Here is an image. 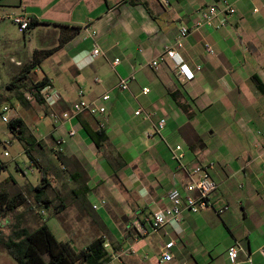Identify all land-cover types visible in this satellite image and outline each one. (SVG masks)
<instances>
[{
	"label": "crops",
	"instance_id": "obj_1",
	"mask_svg": "<svg viewBox=\"0 0 264 264\" xmlns=\"http://www.w3.org/2000/svg\"><path fill=\"white\" fill-rule=\"evenodd\" d=\"M226 1L235 13L225 18L224 27L190 32L177 49L194 74L187 81L171 60L165 59L156 68L151 63L174 43L180 28L191 27L197 12L217 0H0V40L6 42V57L20 68L12 78H19L23 89L45 79L54 94L41 105L31 98L27 108L33 109L34 103L49 117L71 112L78 90L88 101L109 96L102 117L81 113L63 123L51 121L45 134H27L29 145L24 151L29 152V168L38 170L40 181L45 182L42 210L46 216L52 211L58 220L65 212L78 215L70 221L79 226L60 241L71 246L81 243L82 250L104 237L112 247L109 264L119 253L121 264H164L158 256L155 261L149 256L155 250L159 255L169 241L174 242L170 264H230L227 250L238 243L243 251L237 264H264V255L260 256L264 248V197L260 194L264 142L248 151L246 143H250L241 126L254 123L264 128V0ZM17 15L27 16L34 24L21 33L23 45L15 48L6 23H12L9 16ZM60 40H66L61 47ZM96 48L100 55L93 57ZM51 50V55L44 54ZM116 59L119 63L114 66ZM31 64L37 65L26 73ZM123 79L127 90L118 88ZM143 88L149 90L146 95L141 93ZM27 97L25 90L19 95ZM139 108L155 119H166L161 138L149 122L134 116ZM208 110L224 127L225 144L241 146L243 151L233 160L214 161L212 176L217 187L208 197V209L198 214L185 211L179 225L136 240L133 221L169 206L167 193L181 191L188 181L184 171L175 170L166 144L181 145L187 164L212 161L205 158L204 132L197 129L208 124L204 120ZM12 118L20 119L24 130L28 128L20 117ZM233 118H238L236 123ZM99 121L105 124L103 129L98 128ZM71 127L76 133L67 137ZM59 137L66 140L61 153L56 152ZM40 181L24 184L37 202L39 193L33 189ZM2 183L23 185L11 177ZM99 210L109 216L97 214ZM241 215L253 223V231L244 237L235 233ZM106 222L112 223L110 227Z\"/></svg>",
	"mask_w": 264,
	"mask_h": 264
},
{
	"label": "built area",
	"instance_id": "obj_2",
	"mask_svg": "<svg viewBox=\"0 0 264 264\" xmlns=\"http://www.w3.org/2000/svg\"><path fill=\"white\" fill-rule=\"evenodd\" d=\"M235 13L234 8L226 0H217L213 5L208 6L204 10L197 12V17L191 27H182L178 31V35L175 38L174 43L167 47L152 63V68H156L159 63L165 61V59L171 60L177 67L178 74L183 76L187 81L194 79V74L186 68L183 60L177 54V49L183 47V42L190 34V32L197 31L200 28H212L218 30L225 26V18L232 16ZM11 22L17 27L19 33H24L30 27L31 20L25 15L9 16ZM216 22V23H215ZM95 33L92 32V35ZM205 50L210 55L213 54V50L206 45ZM100 55V51L96 48L92 51V56L97 57ZM119 61L116 59L113 65H117ZM199 70V68H197ZM95 83H98V79L95 78ZM118 88L120 90H127V80L123 79L119 82ZM149 92L147 88H143L141 93L146 95ZM43 100H50L54 98V94L50 86H46L41 92ZM27 100L30 98L27 97ZM109 101L107 94L102 95L100 98L88 101L85 100L84 92L82 90L77 91V101L72 105L71 112H62L60 114L54 113L50 116L53 123H63L69 121L71 118L81 114L87 113L92 117H102L106 112L105 103ZM10 108L4 106L1 110L0 117L3 123H8L11 118L9 117ZM134 116L142 117L145 122H149L153 127L154 134L160 138L166 125L165 118H156L154 114L145 112L141 108L134 112ZM98 128L103 129L105 124L101 121L98 123ZM76 131L71 127L68 129L66 136L73 137ZM264 137V134H262ZM66 140L65 137H59L56 140V152L61 153ZM171 160L175 164V170L184 171L187 177V183L180 191L174 189L167 193L166 199L169 206L163 210H159L150 215H144L136 218L133 221V230L136 235V240L145 236L156 234L162 231L168 225H179L182 222V215L186 211L190 214H198L199 212L208 209L210 207L209 195L216 190L217 184L213 179V171L215 164L213 162H206L204 164L191 165L185 162V152L181 145L166 144ZM3 156H8L7 152H4ZM264 172V166H263ZM260 194L264 197V187L261 189ZM101 204H105L104 201ZM93 210H96V206H92ZM227 209V208H226ZM225 209V210H226ZM221 212V211H219ZM174 246L173 241L167 242L159 252V263H168L173 259L171 249ZM104 250L112 254V247L109 242L104 238L103 244ZM243 249L240 244L235 243L234 246L227 250V257L230 264H237L238 255ZM133 254V250H129ZM260 253L264 255V248L260 249ZM121 254V253H119ZM119 258V257H117ZM247 262L250 263V258L247 257Z\"/></svg>",
	"mask_w": 264,
	"mask_h": 264
},
{
	"label": "rangeland",
	"instance_id": "obj_3",
	"mask_svg": "<svg viewBox=\"0 0 264 264\" xmlns=\"http://www.w3.org/2000/svg\"><path fill=\"white\" fill-rule=\"evenodd\" d=\"M8 20V19H6ZM10 26V34L15 40V48H17L18 45H23V35L18 32V29L15 25L7 21V23ZM28 35L26 33L25 40H28ZM5 43L3 40H0V113L4 106L11 109L9 112V117L11 118L12 115L20 117L27 125V129L24 131V137L27 138V134L31 132L36 131L40 134H45L51 129V119L49 117H45L43 112L40 110V108L33 103V109L24 107L20 101H19V95H22L24 93V89L22 88L19 82H15L12 78L13 75L20 72L19 67H15L14 61H10L8 57H6L5 52ZM10 55V54H9ZM13 57V56H12ZM11 57V58H12ZM17 60V58H14ZM38 76H41V71L38 72ZM16 84V87L9 86V84ZM217 106H214V112H216ZM39 108V109H38ZM212 111L208 110L205 112L204 120L208 124L203 128L201 126H198V130H203L204 137L202 138V144L201 146L202 150H205V158L208 160L214 161L220 160V158H229L234 159L236 157V154H239L242 150L241 146L232 145L230 148L225 142L226 140V134H224V127L219 122V118L217 116H211L210 113ZM234 117V116H233ZM235 119V123L237 122L238 118ZM243 127V133L242 135L246 137V140L250 143H246L247 150H251L254 145H258L262 142H264V138L257 134V131H261L260 133L264 134V128H260L257 125L249 124L248 126L242 125ZM246 126V127H245ZM19 133L13 130L8 129L7 124L3 123L1 121L0 117V163H4L7 167L5 170L0 169V184L1 186L10 193L14 194L17 191H20L24 193V196L27 199V205L21 207L18 209V211L15 213L17 214H24V224L23 227L33 230L40 224V220H47L46 224L51 230L52 234L55 236L57 240L60 241L62 237L66 235V233L69 232L74 226H79V224H71L72 220L71 218L78 217L76 212L70 214L71 212L64 213L62 217L58 218L55 217V214L50 211L49 214L44 213V211L41 209H38L35 207V201L33 197V192H30L27 188V185L24 186L25 181H30L32 184H36V182L40 181V173L38 170L34 169V172L30 166V161L28 159V156L26 155L24 148L27 145V142H23L18 140ZM231 139V138H230ZM233 140V139H232ZM233 146H236L235 148ZM7 152L8 156H3V153ZM222 153H227L226 156L222 155ZM211 161V162H212ZM11 177L13 180L17 182H23V185L21 187H17L16 185H13L12 183L3 184L5 178ZM243 178V177H242ZM244 180V179H243ZM241 181H239V184ZM245 183V181H243ZM52 197L54 193H49ZM257 193L255 196L257 197ZM260 198V197H259ZM73 198L69 196L68 202H70ZM90 213V210L87 209ZM104 210V209H103ZM92 214V213H91ZM99 215H106L107 217L109 214L106 212H102L99 210L97 212ZM73 216V217H72ZM60 221V222H59ZM15 222L14 215L9 216L7 218V221L0 219V230L5 238H7L10 235L11 232V225ZM240 227L235 230V233L237 235H240L241 237H244V234L246 232H252V222L248 218H244L242 215L239 218ZM67 224V225H65ZM112 223L106 222V225L110 227ZM67 226V228H66ZM68 231V232H67ZM104 238V237H103ZM81 243L75 244L73 249L76 251H79L81 248ZM84 247V246H83ZM122 254H115L113 257L115 261L112 264H121L119 261L122 259H117V257H120ZM158 252L152 251V254H150V258L152 261H155L157 258ZM260 256L262 254L260 253ZM149 260V259H148ZM150 261V260H149ZM152 261H150L152 263ZM0 264H14L9 256L3 251L0 250ZM154 264H156L154 262ZM167 264V263H164ZM170 264V263H168Z\"/></svg>",
	"mask_w": 264,
	"mask_h": 264
},
{
	"label": "trees",
	"instance_id": "obj_4",
	"mask_svg": "<svg viewBox=\"0 0 264 264\" xmlns=\"http://www.w3.org/2000/svg\"><path fill=\"white\" fill-rule=\"evenodd\" d=\"M34 22L31 20V25ZM75 33L79 30L72 28ZM66 40H60L59 46L61 47ZM54 53L53 50L44 53L46 56ZM37 64H31L25 70L28 73ZM19 78H15V82H19ZM48 85V82L43 79L37 83H33L30 86L24 88V90L37 104L43 103V98L40 96V92ZM9 86L16 87V84H9ZM29 99V100H30ZM29 100L19 98L20 103L24 106H28ZM7 127L10 130L19 133L18 140L27 142L24 137V126L22 121L18 118H12ZM98 135H102V132H98ZM89 136L91 134L89 133ZM25 140V141H24ZM26 155L29 154L25 151ZM6 165L0 163V169L5 170ZM11 181L10 179L6 182ZM39 193V201H35V207L41 209L46 203L43 199L42 192L45 191V182L42 179L38 185L33 189ZM27 205V199L24 193L17 191L14 194H10L0 184V219L7 221L9 216L14 215L15 222L11 225L10 235L5 238L0 230V250H3L14 264H109L112 260V256L107 253L104 248V238L99 237L87 245L84 249L76 251L72 248L70 243L58 241L52 234L46 224V220H40V224L33 230H29L23 227L24 214L15 213L19 208Z\"/></svg>",
	"mask_w": 264,
	"mask_h": 264
}]
</instances>
